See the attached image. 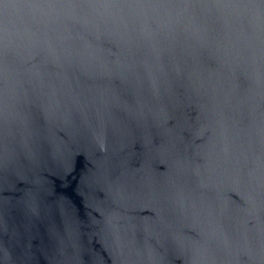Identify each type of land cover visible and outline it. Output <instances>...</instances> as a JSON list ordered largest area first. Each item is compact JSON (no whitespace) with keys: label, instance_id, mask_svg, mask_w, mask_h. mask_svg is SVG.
I'll return each instance as SVG.
<instances>
[{"label":"water","instance_id":"obj_1","mask_svg":"<svg viewBox=\"0 0 264 264\" xmlns=\"http://www.w3.org/2000/svg\"><path fill=\"white\" fill-rule=\"evenodd\" d=\"M0 264H264V0H0Z\"/></svg>","mask_w":264,"mask_h":264}]
</instances>
